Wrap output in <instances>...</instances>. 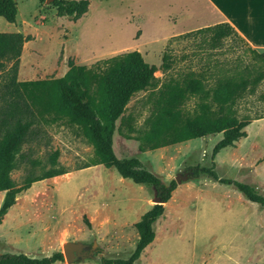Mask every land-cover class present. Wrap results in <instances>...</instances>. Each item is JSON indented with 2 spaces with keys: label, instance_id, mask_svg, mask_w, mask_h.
Segmentation results:
<instances>
[{
  "label": "rangeland",
  "instance_id": "obj_1",
  "mask_svg": "<svg viewBox=\"0 0 264 264\" xmlns=\"http://www.w3.org/2000/svg\"><path fill=\"white\" fill-rule=\"evenodd\" d=\"M14 1L19 9L18 20L10 24L0 18V32H20L32 37L24 44L19 81L59 78L68 68L69 60L76 65H90L126 51L140 50L155 64L167 45L152 41L168 28L150 24L151 20L144 27L145 36L140 38L142 14L160 13L163 0H89L87 13L77 20L59 16L52 2ZM204 17L201 15L200 21ZM198 43V39L190 37L174 41L171 45L174 67L166 74L157 73L156 78L164 81L188 70L198 72L213 60L228 62L230 67L238 57L242 59L241 67L252 63L239 41L227 40L221 48L201 53ZM263 95L264 81L253 95L236 103L237 116L264 113ZM145 98L146 93L135 95L125 112V116L134 117L139 128L149 116ZM195 102V99L187 101L186 109L191 110ZM246 130L248 136L237 142V149L222 150L217 163L212 151L221 134L144 154L138 152L135 141L117 133L113 146L118 158L138 159L165 186L175 181L177 175L189 176V180L180 184L175 182L170 200L163 204L162 216L153 224L154 241L135 264H222L218 254L220 233L225 227L238 225L240 219L255 215L256 209L231 188L205 177L194 179L191 168L213 167L219 177L247 184L258 182L263 186L260 193L264 196V119L252 122ZM56 149L60 152L59 164L68 173L34 183L17 196L0 224V257L24 255L42 259L61 253L63 261L54 264H101L100 257L127 259L138 240L134 224L155 205L158 192L152 186L121 179L114 169L102 165L79 170L91 161L93 149L75 127L45 128L41 137L25 145L22 152L44 161L50 150ZM237 160L241 163L240 170L233 167ZM26 168V164H20L11 173L16 185L22 184ZM251 168L254 173L247 175L245 172ZM241 171L245 180L238 174ZM4 195L0 192V206ZM230 210L237 212L236 219L226 217ZM68 242L84 244L87 258L66 262L63 246ZM90 252L93 254L89 255Z\"/></svg>",
  "mask_w": 264,
  "mask_h": 264
},
{
  "label": "trees",
  "instance_id": "obj_2",
  "mask_svg": "<svg viewBox=\"0 0 264 264\" xmlns=\"http://www.w3.org/2000/svg\"><path fill=\"white\" fill-rule=\"evenodd\" d=\"M52 5L59 16L77 20L87 13L90 2L53 0ZM17 14L14 0H0V17L7 23L15 24ZM189 37L199 40V53L215 51L227 40L239 41L252 63L241 67L242 59L238 57L235 65L230 67L228 62L213 60L205 63L198 72L188 70L164 81L156 78L157 71L166 74L174 67L172 43ZM31 40L30 35L24 36L20 32H0V192L5 193L0 206V224L19 194L34 183L68 173L59 164V150H50L46 160L42 161L23 153V147L40 138L45 128L75 127L93 149L91 161L79 170L98 165L113 168L122 179L152 186L162 201L134 224L138 240L127 259H100L101 264H135L154 241L153 224L162 216L163 203L170 200L176 184L171 181L165 186L136 158H117L112 148L114 132L126 140L136 141L140 153L221 134V140L213 147L214 157L221 149L233 147L237 141L246 138L245 129L253 121L264 119V113L239 118L235 109L239 100L253 95L264 81V55L250 48L228 23H219L170 38L159 68L146 63L138 51H130L90 65H76L69 60L68 70L61 78L19 81L22 49ZM141 92L146 93L149 116L139 128L134 117L131 114L125 116V112L131 99ZM191 99L196 100L195 105L187 110L186 103ZM261 99L264 102V95ZM20 164H26L27 168L22 184L18 186L10 175ZM36 170L38 174H35ZM191 170L194 179L204 176L233 186L248 201L264 207V196L254 186L220 178L213 167L197 166ZM83 219L88 226L86 218ZM61 261V253L42 259L24 255L0 257V264H54Z\"/></svg>",
  "mask_w": 264,
  "mask_h": 264
},
{
  "label": "crops",
  "instance_id": "obj_3",
  "mask_svg": "<svg viewBox=\"0 0 264 264\" xmlns=\"http://www.w3.org/2000/svg\"><path fill=\"white\" fill-rule=\"evenodd\" d=\"M163 3L164 6L160 10V13L154 16L148 13L142 14L143 22L139 23V25L140 27L143 28V30L140 35V38L145 36L144 27L148 26L146 25V22L148 20L149 21L151 20L150 24L168 28V29H164L163 32H159V37H154V39H152V41L154 42L161 41L163 43L168 42V40L172 37L183 35L187 32H191L199 28L208 27L219 23H228L230 26L234 28V30L238 33V35L245 41V43L250 48L257 50L258 52H261L264 55V0H187L186 2H183V0H163ZM17 10L19 11L18 7ZM201 15L205 16L204 17L205 20L201 19L200 21L199 18L201 17ZM17 20L18 17L16 18V21ZM136 51L139 52L140 50H136ZM23 52H24V46L22 49L21 58ZM126 52H130V51H126ZM139 53L141 54V56L143 57L146 63L150 65H154L157 68L160 67L162 63L161 61L162 55H160V57L158 55V62L154 64L147 60V57L143 52L140 51ZM67 70L68 68L65 70L64 74L67 72ZM157 73H159V75H162L161 71H157L155 75ZM64 74L59 78L63 77ZM18 75L21 76L20 73H18ZM21 81H26V80H21ZM246 129L245 131L247 133ZM116 136H117V131L114 132L112 137V148L115 155L116 152L114 150L113 143ZM211 136H207V137L209 138ZM128 141H133V140H128ZM237 142L233 147H226L221 149L214 156L215 163H217L216 161L221 156L222 150L235 151L237 149L236 146H238ZM135 144L138 150V143L136 142ZM148 152L151 153L153 151H148ZM240 164L241 163L238 160L234 161L233 167L234 168L237 167L236 170L238 169L240 170ZM260 164H263V162ZM255 167L258 166L255 165ZM252 170L253 168H251L249 171L245 173L247 175H251L254 173L251 172ZM238 174L239 176H243L242 179L244 180L246 179L242 171L239 172ZM205 178L213 181L208 177ZM124 180L132 182L129 179H124ZM249 182L251 183L249 185L254 186L259 191V193L261 192V190H263V186L260 183L252 182V181ZM136 185H144V184H136ZM223 186H226L228 188L237 191L236 188H234L233 186L230 185H223ZM238 193L241 195V197L245 199L246 202L250 203L252 207L256 209V214L251 217H246L244 220L240 219L238 225L228 226L222 230V232L218 237L219 239L218 254L220 256V259L222 260V264H264V207L257 203L248 201L240 192ZM130 201L126 200V202H130ZM237 216L238 214L235 210H230L226 214V217L229 218V220L236 219ZM139 220L140 218L137 220V222ZM210 231L211 230L209 229L208 232ZM204 235H206L205 228H204Z\"/></svg>",
  "mask_w": 264,
  "mask_h": 264
},
{
  "label": "water",
  "instance_id": "obj_4",
  "mask_svg": "<svg viewBox=\"0 0 264 264\" xmlns=\"http://www.w3.org/2000/svg\"><path fill=\"white\" fill-rule=\"evenodd\" d=\"M53 0H45L46 3L52 2ZM182 180L186 181L189 180V176L187 174H184V176L182 175H177L175 178V182L177 184H180L182 182ZM154 204H162V201L160 200V198L156 197L154 199ZM85 245L82 243H72V242H68L66 244H64L63 246V255L64 258L66 260V262L68 263H73L76 262L77 260H84L85 258H87L86 256L88 254L84 253L83 250L85 249ZM93 253L90 252L89 255H92Z\"/></svg>",
  "mask_w": 264,
  "mask_h": 264
}]
</instances>
